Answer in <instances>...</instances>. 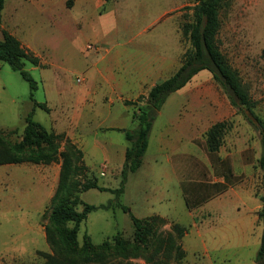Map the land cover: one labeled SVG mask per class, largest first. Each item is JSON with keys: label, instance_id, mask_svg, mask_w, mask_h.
Segmentation results:
<instances>
[{"label": "rangeland", "instance_id": "374dc122", "mask_svg": "<svg viewBox=\"0 0 264 264\" xmlns=\"http://www.w3.org/2000/svg\"><path fill=\"white\" fill-rule=\"evenodd\" d=\"M18 1L23 9L19 27L41 54L38 65L24 61L23 68L36 82L33 99L44 103L46 109L33 105L28 82L18 71L0 61V133L11 142L22 138L24 118L32 109L33 119L49 130L52 127L50 122L56 119L70 128L77 139L89 144L94 139L125 142L123 132L105 128L113 123V119L105 118L102 112H91L93 127H83L84 122L76 118L77 114H84V100L79 94L83 84L76 79L86 77L106 47L124 42L130 35L134 36L135 43H149L150 49L145 54H155L154 42L168 52L165 43L173 41L175 36L182 54L190 47L182 34V25L191 18V0H125L123 4H108L110 1L100 0L99 8L87 6L73 10L66 9L71 7L73 0H66V8H53V16L45 12L48 5L45 0ZM159 17L161 19L154 26L144 31V27ZM125 19L128 32H131L129 35L123 33L124 29L120 31ZM219 19L218 47L246 85L255 102L253 112L264 125V58L261 56L264 47V0H224L219 9ZM116 23L117 29L114 27ZM101 65L97 63V67ZM205 73L208 76L195 86L200 88V92L185 88L167 96L159 109L160 114H156L152 121L142 166L128 173L122 194L116 197L111 191L96 188L79 194L84 203L95 206L115 203L116 200L121 205L91 210L80 223L77 233L79 245L85 233L96 245L103 241L112 243L113 236L121 234L127 241V256L123 257L112 248L105 259L107 264L143 263L147 256L154 262L166 257L176 264L234 262L232 257L228 260L219 251L210 252V257L204 255L202 242L209 246L212 235L219 241H223L224 236L230 237L236 232L231 222H225L239 218L246 209L261 204L259 197L264 194V171L258 167L257 161L262 151L263 135L256 119L232 106L211 74ZM112 98L109 99L113 101V110H119L120 102ZM195 103L212 107L214 121H227L228 127L219 149L207 158L203 151L188 141L158 148L156 137L162 135L166 138L177 122L178 110L187 113ZM97 105L105 108L107 103L97 101ZM117 122L125 121L121 118ZM98 124L100 128H94ZM125 124L124 128L132 129L136 122L127 121ZM203 150L206 151L205 148ZM86 158L89 172L97 176L100 185L111 189L119 186L120 175H114V170L109 168L104 175L99 174L100 153ZM58 171V162L0 165V264L44 262L43 253L50 252V248L44 236L42 213L56 187ZM90 173L86 175L94 177ZM218 176H223L229 184L234 182V191L227 189L217 197L216 191L221 186L215 181ZM202 188H205V195L198 199L201 194H194L193 190ZM220 201L229 203V207L215 208L213 205ZM81 209L79 204L77 210ZM210 210H217L219 217L207 216L206 212ZM152 211L164 214L167 219L160 217L162 222L154 221L153 236L148 237L146 246L137 244L133 241L131 216L145 218ZM207 224L216 225L211 228ZM174 225L183 228L181 237L177 236ZM250 237L252 239L253 234ZM181 243L186 248L183 256L173 249L174 244L181 246ZM253 251L254 246L250 243L245 248V262Z\"/></svg>", "mask_w": 264, "mask_h": 264}, {"label": "trees", "instance_id": "16d2710c", "mask_svg": "<svg viewBox=\"0 0 264 264\" xmlns=\"http://www.w3.org/2000/svg\"><path fill=\"white\" fill-rule=\"evenodd\" d=\"M5 0H0V15ZM109 1V0H105ZM191 18L182 25V34L190 44V47L182 54V62L179 68L168 78L154 84L146 95L139 96L134 104L136 111L132 119L136 125L132 129H120L124 132L128 146L125 149L124 161L120 169L119 186L115 189L102 186L97 177H88L89 169L84 164L82 151L61 133H55L45 128L40 122L33 119V109L25 116V124L22 130V138L11 142L0 133V165L17 163L49 164L59 163L57 184L49 203L42 213L44 220L43 231L50 252L44 254L42 264H107L105 259L113 248L126 257L127 241L116 233L113 242L103 241L99 245L93 244L89 236L83 235L82 244L77 241V233L80 223L86 218L87 213L97 207L108 208L107 203L99 206L84 203L79 194L90 188L113 192L116 197L122 194L128 173L136 171L148 144L149 131L152 121L166 100L167 96L182 88L197 72L208 71L214 81L223 89L229 102L237 110L248 112L260 124L263 135V146L258 158V167L264 171V125L253 112L255 102L249 95L246 85L239 77L238 72L227 61L217 44V33L220 27L219 9L224 0H191ZM0 61L6 62L10 68L18 71L28 82L30 98L34 106L46 109L44 103L33 99V90L36 82L31 75L24 70V61L33 65L39 64V58L26 51L20 41L7 30H1ZM264 58V47L261 50ZM228 127L227 121L214 122L205 132L207 150L217 151L221 145L222 136ZM63 140V145H61ZM261 206L257 212L258 219L262 223L259 247L254 257V264H264V194L259 197ZM81 204L82 209L77 210ZM121 206V205H120ZM126 210L125 206H122ZM133 225V241L141 245H147L148 237L153 236L152 225L154 221L162 222L158 215L145 218L131 216ZM179 225V224H178ZM174 225L177 236L183 235V228ZM171 236V235H170ZM175 239L176 237H172ZM135 245V244H134ZM135 248H138L135 245ZM169 248V247H168ZM179 256L184 255L181 246L174 244L173 248ZM135 264H176L168 258L154 262L151 257L144 258L143 263Z\"/></svg>", "mask_w": 264, "mask_h": 264}, {"label": "crops", "instance_id": "0c3cea01", "mask_svg": "<svg viewBox=\"0 0 264 264\" xmlns=\"http://www.w3.org/2000/svg\"><path fill=\"white\" fill-rule=\"evenodd\" d=\"M45 1L48 2L45 12L52 14V16L54 14L53 8L58 6H60L62 9L66 8V0ZM109 1H107L109 2L108 4L125 3V0ZM87 6L90 9L99 8L100 0H73L71 7L66 9H83ZM22 10L21 3L18 0L4 1V6L0 15V39L2 38L1 30H7L20 41L22 47L26 51L31 52L41 60L40 52L36 50L30 40H27L26 37H24L23 31L19 27ZM164 13L165 10L161 13L160 17H162ZM160 17L151 22L148 26L144 27V31H146L148 27L150 28L151 26H154V24L159 19H161ZM117 21L120 20L117 18ZM117 24L118 23H116L114 26L116 29ZM122 24L123 26L122 28L120 27V31L123 32L122 29H124L123 33H125V35L128 33L129 35L131 32H128V23L126 19ZM66 26L67 24L64 25V28ZM133 37L134 36L130 35L126 41L117 43L115 42L109 47H106L105 51L98 57L97 62H94V64L91 65V67L93 66L92 70H89V72L86 74V77L83 78V87L80 88L79 94L83 96L84 104L82 110H84V114H77L76 117L84 122L83 127H93L91 125V112H102L104 113L103 115L105 118L113 119L112 124L105 126L106 129L123 132L120 129H126L124 128L126 125L125 122H135L132 119V115L134 111H136V107H134V104L129 102H134L137 97L146 95L148 90L154 84L171 76L181 65L182 51L176 36L173 41L165 43L168 48V52L161 50L160 45L157 44L156 46L154 42V46L156 47L154 50L155 54L150 51L149 54H145L146 50L150 49L149 43H135L133 41ZM163 44L164 43L162 42V46ZM97 63H101V67H97ZM205 72V70L197 72L182 88L176 91L188 88L189 90H196L200 92V88L196 89L195 86L198 84L199 80L205 79V77L208 76ZM112 97H115V100L120 102L121 108L119 110H113V101H111L113 99ZM97 101L106 102L107 106L105 108L102 106L98 107ZM160 112L161 110H159L157 114L159 115ZM213 115L214 113L212 107L206 104H192L191 110L189 109L187 113L184 110L179 109L177 113V122L173 129L167 133L166 138H163L162 135L156 137L158 148H161L163 145H169V143L174 144L175 142L182 143L183 141H188L189 143L195 144L197 149L203 151L208 158L212 154V151L207 150L205 143V132L214 122H216L213 120ZM121 118H124V123L117 122ZM50 123L52 124L50 130L54 131L55 133L64 134L66 138L70 139L82 151L84 164L87 166L89 171L90 167L86 162V157L88 155L92 156L100 153L102 156V162L99 164V174L104 175L109 168L110 170L115 171L114 175H118L120 173V169L124 161L125 149L128 146V141L126 139L125 142H116V140L99 141L94 139L89 144L83 139H77L72 133V130L64 126L63 123H60L58 120L52 119ZM94 128H100V125L98 124ZM149 137L150 135L148 136V139ZM203 148H205L206 151H204ZM142 163L140 166H142ZM90 174L94 175L92 172ZM215 181L221 185L216 191L217 197L222 195L225 191H227V189H232L234 191V182L229 184L226 182L227 180H225L223 176H218ZM222 189L225 190L221 192ZM197 190L201 191L199 192ZM197 190H193V193L201 194L198 195V199H202L204 197L203 194L205 195V188L204 190L203 188ZM209 198L212 197L210 196ZM213 206L218 209L228 208L229 203L220 201L215 203ZM260 206V203L256 204L253 207L246 209L244 213H242V216H239V218L236 217L232 218L231 220L228 219L225 223L231 222L236 233H233L230 237L224 236L223 241H219L218 238L216 239V237L212 235L210 237L212 242L209 244V246L202 242L201 252L204 255L210 257V252L219 251L221 254H224L228 260L229 257L233 258L234 262L231 264H242L245 262L243 260V256H246L245 248H247L251 243L252 246H254V251L248 254V262H245L244 264H254V257L259 247L262 231V224L259 222L257 216ZM217 213L219 214L217 210H210L206 212V215L211 216L212 218H214L215 215L219 217ZM151 215H158L160 217L166 218L164 214L158 211H152L148 216ZM207 222L208 221H205L204 223ZM210 223L213 224L214 222L211 221ZM213 226H209L207 224V227L212 228ZM256 227L257 229H255ZM209 230L207 229L208 232ZM184 234H186V232ZM252 234L253 238L251 239L250 236ZM181 247L186 254V248L182 243Z\"/></svg>", "mask_w": 264, "mask_h": 264}, {"label": "built area", "instance_id": "2783aa9c", "mask_svg": "<svg viewBox=\"0 0 264 264\" xmlns=\"http://www.w3.org/2000/svg\"><path fill=\"white\" fill-rule=\"evenodd\" d=\"M88 46H89V45H88ZM76 81H77V82H81V81H82V78L79 77V78L76 79Z\"/></svg>", "mask_w": 264, "mask_h": 264}]
</instances>
